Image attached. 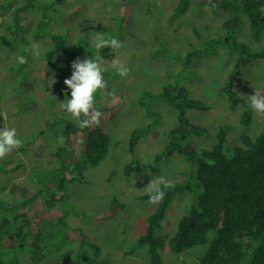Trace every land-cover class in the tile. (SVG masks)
I'll return each instance as SVG.
<instances>
[{"label":"rangeland","instance_id":"1","mask_svg":"<svg viewBox=\"0 0 264 264\" xmlns=\"http://www.w3.org/2000/svg\"><path fill=\"white\" fill-rule=\"evenodd\" d=\"M181 1L65 0L51 5L48 16L53 20L48 19L46 31L64 36L65 43L57 50L47 76L44 53L54 43L48 36L37 35L42 34L37 31L42 21L39 9L29 11L34 21L26 25L20 42L0 46V129L15 128L24 141L22 147L0 159V227L7 218L19 219L12 224L13 230L21 229L27 241L24 248L11 249L9 237L1 238L0 264H74L79 245L73 235L75 228L82 229L111 264H150L148 248H137V241L147 232L148 217L159 204L140 199L146 194L143 189L152 176L162 174L171 182L195 184V166L168 148L172 140L169 133L190 129L189 140L199 149L217 144V134L224 126L229 128L227 147L241 145L244 134L252 138L260 135L264 115L254 112L252 122L243 125L248 107L239 99L248 100L255 89H264V59L252 61L230 81L237 52L226 43H218L228 35L223 28L226 16L215 15L208 6L199 8L200 0H190L188 10L178 14ZM12 14L0 17V25L3 20L6 25L11 23ZM243 21L238 41L251 50H264V33L260 39L254 38L246 15ZM95 33L124 44L115 52L105 48L99 53L106 60L103 75L108 88L97 94V102L107 106L121 97L123 90L128 97L107 120L112 139L107 158L96 167L81 159L61 171V162L53 156L65 128L58 120H74L61 109L65 95L59 92L68 89L64 80L72 75L73 61L97 55L90 47ZM9 36L14 39L11 33ZM37 42L41 55L34 58L25 49ZM191 51L201 52L203 59L186 64ZM22 52L31 63L28 80L21 86L26 69L16 73L11 68L17 66L16 57ZM116 56L131 70L125 78L111 66ZM167 85L170 88L161 98ZM110 88L115 89V97L108 95ZM136 131L140 138L132 148ZM226 154L232 156L229 150ZM29 194L38 196L25 207L21 203ZM194 194L176 197L159 234L174 235L179 218L195 205ZM113 199L118 203L116 213L104 220L95 219L111 210ZM52 219L61 233L51 226ZM206 250L196 247L189 254L174 255L167 245L162 256L164 264H196ZM38 251L41 259L33 263L31 256ZM69 257L73 260L68 261ZM243 264H251V257Z\"/></svg>","mask_w":264,"mask_h":264},{"label":"trees","instance_id":"2","mask_svg":"<svg viewBox=\"0 0 264 264\" xmlns=\"http://www.w3.org/2000/svg\"><path fill=\"white\" fill-rule=\"evenodd\" d=\"M18 1L6 0L4 1L6 3L0 4V17L3 19L6 13L13 12L12 22L6 25L3 20L0 25V29L6 27L5 30H0V46L5 42L14 45L20 42L23 37L22 31L33 20V17L28 14L29 11L39 9L42 21L38 24L37 31H41L42 34L37 35L48 36L54 43L44 53V74L47 76L57 50L64 47L65 43L64 36L46 31L48 19L53 20L48 16V11L51 5L60 4L65 0H53L46 3L39 0H22V4ZM190 2V0L181 1L177 9L178 14L179 11L183 13L188 10ZM205 6L210 7L215 15L226 16L223 28L228 35L220 38L218 43H226L237 52L235 68L229 77V80L233 81L249 63L264 59V50H251L244 43H240L237 37V33L245 23L243 15H246L253 37L261 38L264 33V0H200L198 2L199 8L202 9ZM10 33L14 39H11ZM203 57L204 54L201 52L191 51L186 55L185 61L186 64H191L194 59H203ZM30 63H18L11 68L16 73H22L23 68L26 69L24 71L27 74L22 79L21 86L28 80ZM169 88L170 85L164 86L160 94L161 98L166 96ZM110 89L113 91V88ZM65 93L71 94V90L60 91L59 95H65ZM226 93L229 94L227 91ZM260 93L264 95V89L260 90ZM127 97V90H123L122 96L107 106L97 102V108L103 113L98 126L80 129L75 121L58 120V123L65 126L64 143L57 148L53 156L61 162V171L68 170L74 161L81 159H85L89 166L96 167L107 158L112 141L107 120L114 116ZM239 100L248 107L242 116V124L248 126L253 120L254 111L250 108L248 100L242 98ZM141 105L145 104L141 102ZM138 132L133 133L132 148L140 138ZM228 134L229 128L222 127L217 134V144L211 149H199L189 140L190 129L183 127L169 133L172 140L168 148L172 152L183 155L187 162L195 166V184L186 181L172 182L174 187L165 189V199L159 203L158 209L149 215L147 232L139 237L137 248H148L150 264H164L162 250L167 245L174 255L189 254L196 247L207 248L196 264H243L248 256L251 257V264H264V129L256 138L244 134L241 137L242 144L234 147H227ZM226 150L232 152L231 157H228ZM209 161L213 163L210 164ZM57 170L55 169V172ZM65 181V177L61 179L63 184L60 188H64ZM192 192L195 193L193 195L195 205L179 218L174 235L167 237L159 234L161 222L176 197ZM37 196V194H29L21 205L26 207V203L29 200H36ZM139 198L149 200V195L146 193ZM117 204V201L113 199L111 210L103 216H94V218L104 220L112 217L118 209ZM18 221L19 219L7 218L3 220L0 227V239L9 237L11 249L24 248L22 244L27 242L21 229L13 230L12 224ZM51 226L61 233L56 219H52ZM73 235L79 240L74 264L87 262L111 264L103 257L102 249L93 244L82 229L75 228ZM30 245L35 247L32 243ZM39 253L40 251L31 256L33 263L41 259ZM67 260L73 259L69 257ZM178 264L186 263L183 261Z\"/></svg>","mask_w":264,"mask_h":264},{"label":"clouds","instance_id":"3","mask_svg":"<svg viewBox=\"0 0 264 264\" xmlns=\"http://www.w3.org/2000/svg\"><path fill=\"white\" fill-rule=\"evenodd\" d=\"M90 47H94L97 55L90 56L84 60L77 59L73 61L71 67L73 69L70 78L64 80L65 85L71 90V99L60 102V107L64 110L77 124L78 128L86 129L100 124L103 113L97 108V94L107 90L108 84L104 79V67L106 60L99 53L102 49L108 48L113 52L124 47V44L116 39L109 37L103 33H95L94 39L90 43ZM30 52L34 58L41 55V45L32 43L30 48L25 49ZM19 64H27L26 56L19 55L16 57ZM112 68L116 70L121 78H125L130 73V68L122 63L116 56L111 62ZM55 83V77L52 78ZM109 96L115 97L116 92L113 89L108 93ZM250 108L257 114L264 115V95L255 89V94L248 98ZM59 144L64 143V137L57 138ZM24 141L19 137L15 128L4 126L0 129V159L5 158L14 150L22 147ZM209 163H213L209 161ZM151 175V173H149ZM174 184L169 181L163 174L152 176L150 183L143 189L149 195V203L158 205L166 196L165 189H171Z\"/></svg>","mask_w":264,"mask_h":264}]
</instances>
